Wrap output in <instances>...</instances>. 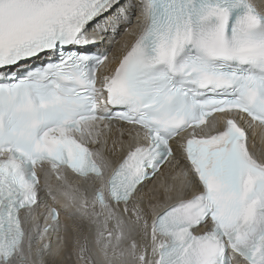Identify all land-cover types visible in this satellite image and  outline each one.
Returning <instances> with one entry per match:
<instances>
[{
	"label": "snow or ice",
	"instance_id": "obj_1",
	"mask_svg": "<svg viewBox=\"0 0 264 264\" xmlns=\"http://www.w3.org/2000/svg\"><path fill=\"white\" fill-rule=\"evenodd\" d=\"M0 264H264V0H0Z\"/></svg>",
	"mask_w": 264,
	"mask_h": 264
},
{
	"label": "bare ground",
	"instance_id": "obj_2",
	"mask_svg": "<svg viewBox=\"0 0 264 264\" xmlns=\"http://www.w3.org/2000/svg\"><path fill=\"white\" fill-rule=\"evenodd\" d=\"M125 2L127 3V0H125L124 3ZM131 21H132L131 24L121 23L118 31L116 32L115 39L112 43V47L110 51L111 53L116 54L117 58H119L126 51V45H130V43L134 39V34L137 31V23H138L137 17L132 16ZM106 153H108L107 156L110 159H112L113 162L115 161V159L119 158L122 155V152L118 150V147H113L111 142H109L108 151ZM177 155L179 156V153ZM175 163L176 161H172L171 164L167 166H163L162 174H159V176L152 181L153 185L151 186L150 184V187L145 185L142 188V193H141L142 203L145 208H147L149 204L157 202V200H159L161 204L165 203L164 194H162V191H160L159 189L162 180L170 181V177L176 175L178 169H175L174 167ZM52 182H53V186L55 187H57L60 184V182L57 180H53ZM175 198L178 197H176L174 194V199ZM168 202L170 203L171 201ZM97 209L99 211H102L99 208ZM61 218L63 219V215ZM41 223L43 224L44 220ZM113 223L114 222H112L110 225L112 226Z\"/></svg>",
	"mask_w": 264,
	"mask_h": 264
}]
</instances>
